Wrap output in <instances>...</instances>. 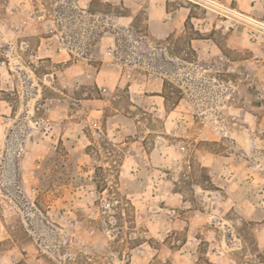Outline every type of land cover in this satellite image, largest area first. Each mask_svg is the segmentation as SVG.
Returning a JSON list of instances; mask_svg holds the SVG:
<instances>
[{"label": "rangeland", "instance_id": "1", "mask_svg": "<svg viewBox=\"0 0 264 264\" xmlns=\"http://www.w3.org/2000/svg\"><path fill=\"white\" fill-rule=\"evenodd\" d=\"M0 264H264V0H0Z\"/></svg>", "mask_w": 264, "mask_h": 264}]
</instances>
